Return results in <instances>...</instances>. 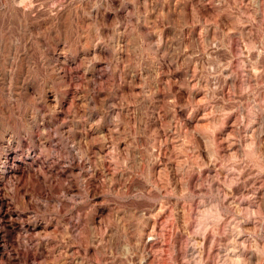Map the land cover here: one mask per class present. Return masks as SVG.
I'll list each match as a JSON object with an SVG mask.
<instances>
[{
  "label": "rangeland",
  "instance_id": "obj_1",
  "mask_svg": "<svg viewBox=\"0 0 264 264\" xmlns=\"http://www.w3.org/2000/svg\"><path fill=\"white\" fill-rule=\"evenodd\" d=\"M0 264H264V0H0Z\"/></svg>",
  "mask_w": 264,
  "mask_h": 264
}]
</instances>
